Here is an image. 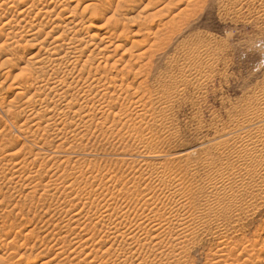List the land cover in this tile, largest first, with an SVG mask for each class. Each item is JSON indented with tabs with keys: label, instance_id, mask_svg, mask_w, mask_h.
I'll return each mask as SVG.
<instances>
[{
	"label": "rangeland",
	"instance_id": "374dc122",
	"mask_svg": "<svg viewBox=\"0 0 264 264\" xmlns=\"http://www.w3.org/2000/svg\"><path fill=\"white\" fill-rule=\"evenodd\" d=\"M18 1L0 0V29L8 21L13 26L0 36V46L15 34L12 49L20 55L14 61L5 55L10 52L0 51V264H100L111 253L124 259L135 254L141 264H264V132L244 133L217 147L222 134L264 117V0H194L191 6V0H139L138 6L132 0H112L110 12L90 11L76 30L84 42L75 45L88 44L75 53L79 65L102 49L98 29L127 22L128 33L121 49L116 52L113 46L91 61L93 76L87 83L101 78L104 91L88 89L83 82L87 73L78 78L76 70L67 78L65 85L80 88V97L89 95L90 104L81 107L84 118L77 109H65L66 102L54 104V95H41L28 108L19 107L23 102L9 106L14 87L29 78V58L45 54L62 33L71 36L63 26L79 0L42 2L55 11L45 18L50 26L42 14L21 22L14 8L8 10ZM81 2L78 14L87 5ZM61 11L65 13L59 15ZM37 21L48 27L36 38L20 40ZM54 22L61 28L48 35ZM134 43L140 45L131 49ZM42 67L37 72L62 75L69 69L67 63L53 61ZM100 92H109L112 100H97ZM31 112L39 115L20 128ZM19 114L20 121L15 118ZM139 176L145 180L137 185ZM177 192L180 204L168 205L166 198ZM150 194L159 205L142 208L140 200ZM161 200L167 206L160 207ZM109 201L128 210L113 207L119 220L113 216L96 227L93 223ZM144 216L155 219L153 226ZM114 226L126 239L136 235L148 246H133L138 251L127 254L121 239L113 238Z\"/></svg>",
	"mask_w": 264,
	"mask_h": 264
},
{
	"label": "bare ground",
	"instance_id": "6f19581e",
	"mask_svg": "<svg viewBox=\"0 0 264 264\" xmlns=\"http://www.w3.org/2000/svg\"><path fill=\"white\" fill-rule=\"evenodd\" d=\"M55 1V0H54ZM60 2L62 1V0H59ZM82 1V0H81ZM80 0L78 1V3L74 6V7H72L73 9V11H72V13L71 14H73V15H75V17L74 16H72L71 14H70V16L73 18H71V21H68L67 19V21H68V24L67 23H65V24H67L66 26H63V25H65V24H63L62 26L63 27H65L68 31H69V33L71 34V36H67L65 33H62L61 35H59L58 36V38H56L55 39V41L53 42V44H52V46L46 51V53L44 54L43 53V55H41V54H35V55H33L32 57H30L29 58V60H28V68L30 69V74H29V78L27 79L26 77V79L27 80H21V82H19V84H17L15 87H14V89L17 91V93H16V96L12 99V101H13V103H12V101H11V104L9 105V106H11L13 109L16 107V105H18L17 103H20V102H23V104L21 105V106H19V107H22V106H27V108L29 107V106H33V103L34 104H36V100H38V98L39 97H41V95L43 96H45L46 98H48L50 95L52 96V95H54V98L56 99V100H54V104H64L65 102V104H67L64 108L65 109H67L68 108V110H72V109H77L78 111H77V114L79 115V118L80 117H82V118H84L83 117V115L81 114L82 112H83V110H84V108H81V107H88L87 105L88 104H90V102H89V95H86V94H84L83 96H79V94H80V88H77V90H75L76 89V87L75 88H73V87H71L70 85H65L66 84V82H67V78L69 77V76H71V77H74V74H75V71L76 70H78V78L81 76V77H83V75L85 74V73H87V77L85 78V79H83V82H84V84L85 85H87L88 86V89L91 91L93 88H98V89H100L101 87H100V83H101V81H102V79L101 78H99L98 80H96V81H94V80H92V82H90V83H87L89 80H88V78H90V76L92 75L93 76V74H92V71H93V69H91L92 68V65H90L91 64V61L93 60L94 61V57L95 56H101V54L103 53V51L105 52V50H109V48H111V47H115L116 48V52H117V50L118 49H121L122 48V44H124V41H123V37L128 33V29H127V27H128V25L126 24L127 22H124L122 25H120L118 22H116L114 25H112V26H110V28H106V29H98L100 32L102 31V35H101V39H100V43H99V45L98 46H101L102 45V49H100V51L98 52V53H95L94 51H92L88 56H87V60L84 62V63H82L81 65H79L80 64V62L78 61V57H76L75 56V53L76 52H80V51H85L87 48H88V44L87 45H85V46H83L82 47V45H75V43H78V40L80 41V43H83L84 42V38H81V37H78V36H76L77 34H78V31H76V30H78L79 28H82L83 26H84V22H85V16H87V14L90 12V11H97L98 12V14L97 15H100V14H105V13H108V12H110V10H112L111 8H112V6H111V1L112 0H84L85 2H86V7H85V9L83 8V11L81 12V14H78L77 13V10H79V6H80V4L82 3ZM192 1L194 2V0H191L190 2H188L187 3V5H189V6H191L193 3H192ZM19 2V1H18ZM25 2H26V4H25ZM42 2H45V0H31V1H28V0H22V1H20L17 5H16V3H15V5H13V3H12V5H9V7H8V10H11L12 8H14V11L15 12H18V15H19V17L20 18H22V19H20L21 20V22H28V21H31V20H33V18H37L36 20H38V18H39V15L40 14H42V15H45V17L43 18V19H45V18H49L50 17V15L51 14H53L54 12H53V10H51L52 8H50V7H43V5H42ZM47 2V1H46ZM64 2V1H63ZM84 2V3H85ZM131 2H135V5L136 6H138L137 4H139V0H132ZM127 3V2H126ZM125 3V4H126ZM192 3V4H191ZM4 4V3H3ZM21 4H25L24 5V7L22 8V9H20V10H16L17 9V7L19 6V5H21ZM151 4V3H150ZM191 4V5H190ZM7 4H6V6H8ZM135 5H134V7H135ZM40 6H42V7H40ZM128 6H130V5H128ZM132 6V5H131ZM153 6V5H152ZM188 6V7H189ZM61 8H62V6H60ZM59 7V8H60ZM68 7V6H67ZM54 8H57V7H55L54 6ZM53 8V9H54ZM65 7H63V10L65 11V9H64ZM68 9H69V7H68ZM55 10V9H54ZM57 10V9H56ZM61 10V9H60ZM59 11V10H58ZM64 11H61L60 13H59V15H62L63 13H65ZM183 11L185 12L186 10L185 9H183ZM36 12V13H35ZM63 12V13H62ZM96 12V13H97ZM181 12V11H180ZM94 13V12H93ZM118 12L116 11L115 12V16H117V15H119V13L117 14ZM182 13V12H181ZM58 14V13H57ZM56 14V15H57ZM17 15V16H18ZM31 15H34L35 17H32ZM177 15H180V13H178ZM69 16V17H70ZM78 16V17H77ZM176 16V15H175ZM31 18L32 17V19L31 20H29L28 18ZM57 17H58V15H57ZM97 17V16H96ZM59 18V17H58ZM58 18H56V19H58ZM75 18V19H74ZM28 19V20H27ZM55 19V20H56ZM50 21H51V23L53 22V20L50 18L49 19ZM49 20H47V21H49ZM116 21H117V19H116ZM119 21V20H118ZM121 21V20H120ZM31 22H33V21H31ZM36 22V21H35ZM44 22H46V19H45V21ZM30 23V22H29ZM28 23V24H29ZM37 23H38V21H37ZM43 22H41L40 21V23H38V25H32L31 23L29 24L30 26V30H28V31H26L25 32V35H23V36H20V40H22L25 36H27V37H30V38H36V37H38L39 36V34H41L40 33V31L42 32L43 31V29H45L46 27L45 26H47L46 24H48L49 25V22H46V24H42ZM108 23V22H107ZM106 23V24H107ZM127 25V26H126ZM50 26V25H49ZM6 27H10L11 29H13V26H12V21H8V22H6L5 23V25L4 26H2V28L0 29V36L3 34V32L5 31V29H6ZM48 27V26H47ZM58 28H61L60 27V25H59V22H58V24H55V22H54V24H52L51 25V31H49L47 34L49 35L50 33H52V32H54L56 29H58ZM7 30V29H6ZM140 30V29H139ZM138 30V31H139ZM141 31H143V30H141ZM77 32V33H76ZM140 32V31H139ZM139 32H137V34H139L140 35V33ZM144 32V31H143ZM10 34H11V32H9ZM72 33H76V34H74V35H72ZM142 33V32H141ZM145 33V32H144ZM15 35V34H14ZM13 35V39H5V41H3L2 42V44H1V46H0V51L2 50V52H3V50L4 51H7V52H10V53H5V55H7L8 54V56H10V57H14L13 59H14V61L16 60V59H19V56L20 55H18L17 54V52H16V50L14 49H12L13 48V42L15 41L14 39H16V36H14ZM151 35V34H150ZM158 35V34H157ZM145 36V35H144ZM145 37H147L148 38V34H146V36ZM92 38H94V39H96L97 38V36H93ZM147 38L145 39V41L147 42ZM157 40H158V38H157ZM156 40V41H157ZM164 40V39H163ZM11 41H12V43H11ZM160 42V41H159ZM9 43H11V44H9ZM140 43H143V42H140ZM14 44H16V43H14ZM137 44H139V43H134V45L131 47V49H136V48H138L136 45ZM152 44H155V43H152ZM140 45V44H139ZM138 45V46H139ZM142 45H145V43H143V44H141L140 46L142 47ZM148 45V44H147ZM12 46V47H11ZM64 46H66V48H64ZM139 46V47H140ZM148 46H152L151 44H149ZM161 46V45H160ZM159 46V47H160ZM140 47V48H141ZM82 48V49H81ZM147 48V47H146ZM149 48V47H148ZM148 48L146 49V51L148 50ZM150 50H153L152 48H149V51H147V52H152V51H150ZM156 50V49H155ZM128 52H130L131 50H127ZM146 51H144L145 53H146ZM1 52V53H2ZM154 52V51H153ZM152 52V53H153ZM143 53V52H142ZM150 54V53H149ZM73 55L75 56V57H73ZM148 55V54H147ZM151 55V54H150ZM141 55H139V57H140ZM142 56H144V53L142 54ZM17 57V58H16ZM105 57V56H104ZM110 57V56H109ZM109 57H107V58H109ZM9 58V57H8ZM6 59V61L7 60H11V58L10 59ZM12 59V60H13ZM122 59V58H121ZM139 59H142V58H139ZM52 61L53 62H58L59 64H65V63H67L68 64V67H69V69L66 71V72H62V75L60 74V72L59 71H54V72H50V73H41L42 72V65H44V64H48V63H52ZM107 61V60H106ZM35 64H37L38 66L35 68L34 66H35ZM93 65H94V63H93ZM99 65V64H98ZM91 68H90V67ZM98 68H100V65L99 66H97ZM104 67H109V65H105ZM89 68V69H88ZM114 69V68H113ZM37 70H40L41 72H37ZM97 71H98V69H97ZM21 74V73H20ZM95 74V73H94ZM118 74H119V72L117 73V75L114 77L115 79H117V76H118ZM46 75H48V77H46ZM80 75V76H79ZM120 75H121V73H120ZM26 76V75H25ZM95 76V75H94ZM80 77V78H81ZM94 78H96V77H94ZM92 78H90V80H91ZM112 79V78H111ZM74 80V79H73ZM107 80H108V78H107ZM78 81H81V80H78ZM113 82H114V80H113ZM96 83V84H95ZM106 83V82H105ZM109 85L111 86V84L109 83ZM114 85H115V83H114ZM64 87V89L66 88V90H64V89H62V87ZM104 86V85H103ZM120 86H122V85H119V87ZM60 87H61V89L62 90H64V91H62L61 89H60ZM129 87V86H128ZM127 88V87H126ZM117 89V84H116V86H115V90ZM100 90H103L104 91V89H100ZM125 91V90H124ZM117 92V91H116ZM116 92H114L115 94H116ZM126 92H128V91H125V92H123L124 94L126 93ZM100 93H102V95H101V97H100V99H97V98H93L94 100H99V101H104L105 102V100L107 99V100H109V99H111V98H109V96H108V94H109V92H107V93H103V92H100ZM121 93V92H120ZM78 95V96H77ZM121 95V94H120ZM118 96V95H117ZM122 96V95H121ZM121 96H118V97H121ZM78 97H80V98H78ZM46 98H43V99H46ZM109 98V99H108ZM141 98V97H140ZM140 98H138V99H140ZM40 99V98H39ZM48 99H46V101H47ZM52 100H53V97H52ZM112 100V99H111ZM98 101V103H100ZM110 101V100H109ZM140 101V100H139ZM40 102V101H39ZM42 102V101H41ZM92 103V102H91ZM257 103V102H256ZM103 104V103H102ZM141 104V103H140ZM101 105V104H100ZM99 105V106H100ZM5 106V105H4ZM60 106H62V105H60ZM18 107V106H17ZM18 107V108H19ZM55 107H57V105L55 106ZM101 107V106H100ZM62 109V108H61ZM52 110H54V109H52ZM51 110V111H52ZM64 112H65V110H63ZM73 111V110H72ZM76 111V110H75ZM138 111V110H137ZM12 112V111H11ZM40 112V111H39ZM53 112V111H52ZM58 112H62V111H58ZM53 113H55V112H53ZM53 113H51V114H53ZM63 113V112H62ZM76 113V112H75ZM75 113H74V115H75ZM76 114V116H78ZM253 114V113H252ZM37 115H39L38 114V112H31V114H28L25 118L26 119H24L25 121L20 125V128H23V127H25L26 125H27V122H31V121H34L35 120V118H36V116ZM55 114H53L52 116H54ZM45 116V115H44ZM52 116H48L49 118H48V121L50 122L51 121V117ZM89 116H91V115H89V113L87 114V117H89ZM140 116V115H139ZM255 116V115H254ZM15 118H17V120L18 121H20L21 120V116H20V114L19 115H15ZM41 118V117H40ZM39 118V119H40ZM45 118V117H44ZM23 119V118H22ZM47 119V118H46ZM38 120V119H37ZM43 120V119H42ZM86 120V119H85ZM89 120V119H88ZM92 120V119H91ZM93 120H94V118H93ZM99 121H100V119H99ZM100 122H102V121H100ZM87 123V122H86ZM90 123V122H89ZM104 124V123H103ZM32 125H35V126H37V121H36V123H33ZM48 125H49V123H48ZM47 125V126H48ZM83 127V126H82ZM48 128V127H47ZM82 130V129H81ZM253 131H256V132H260V133H263L264 132V117H260V118H256V119H252V120H245V122H243V123H241V124H239V125H237L236 127H235V129L234 130H231L230 132L228 131V133H224V135L222 134V136L220 137V139L222 138V140H220L219 141V143H218V146L217 147H219V146H222V145H226L229 141H231V140H236V139H241V138H243V137H241V134H244V133H251V132H253ZM75 132V131H74ZM260 133H258V135L259 136H261L260 135ZM61 136V135H60ZM254 136V135H253ZM262 136H264V134H262ZM59 138V137H58ZM251 138V137H250ZM256 138V137H255ZM261 139V138H260ZM259 139V140H260ZM243 140V139H242ZM262 140V139H261ZM247 141V140H246ZM252 141V140H251ZM254 141H256L255 139H254ZM258 141V140H257ZM238 142V141H237ZM240 143H241V141H239ZM260 142V141H259ZM263 142V141H262ZM239 143V144H240ZM249 143V142H248ZM258 142H256L255 144H256V146L258 145L257 144ZM250 145H252L251 143H249ZM263 144V143H262ZM241 145V144H240ZM256 146H254V147H256ZM263 146V145H262ZM245 147H247V146H245ZM256 148H258V147H256ZM263 148H264V146H263ZM14 150V149H13ZM258 150V149H257ZM264 150V149H263ZM15 152V151H14ZM264 152V151H263ZM12 154H13V152L12 153H9V154H7V156H12ZM14 157V156H13ZM17 157H19V156H17ZM16 157V158H17ZM264 157V156H263ZM19 162V161H18ZM23 162H24V160H23ZM24 164V163H23ZM231 166V165H230ZM163 167H165V166H161L160 168H161V171L162 172H164V170L162 169ZM160 168L157 170V171H160ZM166 168V167H165ZM160 171V172H161ZM149 177H153V174L151 173L150 175H149ZM27 178V177H26ZM147 179H150V178H147ZM114 180V179H113ZM141 180H145L143 177H141V176H139V177H137V181H135V183L138 185L139 184V182L141 181ZM166 180V179H165ZM106 181V180H105ZM110 181H112V179L110 180ZM162 181V180H161ZM167 181V180H166ZM170 181V180H169ZM212 181V180H211ZM18 182H20V181H18ZM48 182V181H47ZM47 182H46V184H47ZM115 182V181H114ZM113 182V183H114ZM160 182V181H159ZM7 183V182H6ZM5 183V184H6ZM134 183V184H135ZM163 182H161V184H162ZM172 183V182H171ZM214 183V182H213ZM135 184V185H136ZM160 184V183H159ZM160 184V185H161ZM165 183H163V186H167L166 184L164 185ZM23 185V184H22ZM134 185V186H135ZM45 186V185H44ZM127 186V185H126ZM140 186V185H139ZM138 186V187H139ZM133 187V186H132ZM159 187V186H158ZM216 184H214V185H212L211 186V188H213V189H216ZM219 187V186H218ZM12 188V187H11ZM47 188V187H46ZM172 188V187H171ZM110 189V188H109ZM124 189H126V188H124ZM129 189V188H128ZM133 189H136V191H137V186H135ZM150 189V188H149ZM163 189V188H162ZM167 189H168V187H167ZM45 190V189H44ZM49 190V189H48ZM103 190V189H102ZM95 191V190H94ZM104 191V190H103ZM129 191H134V190H128V192ZM148 191V190H147ZM151 191V190H150ZM153 191H155L154 189H153ZM157 192V191H156ZM180 192V191H179ZM179 192H177V193H175V194H171V196H169V197H167L166 198V202L168 203V205L169 204H171V205H173L172 203H174L175 204V201L176 200H179V199H176L175 200V198L176 197H178L179 196ZM95 193V192H94ZM139 192H135V196H138V198H139V196L141 195V194H138ZM159 193V192H158ZM164 193V192H163ZM172 193H174V192H172ZM92 194V193H91ZM104 194V193H103ZM149 194V193H148ZM153 194V193H152ZM160 194V193H159ZM132 195H134V192L132 193ZM181 195V194H180ZM95 196H98V195H95ZM150 196H151V194H150ZM167 196V195H166ZM184 196V195H183ZM163 197V196H162ZM165 197V196H164ZM181 197V196H180ZM105 198V197H104ZM148 198V197H147ZM145 198V199H142V200H140V203H142V208H144L145 207V209H152L153 207L152 206H154L155 204H158L159 205V199H158V197H154V196H151L150 198ZM159 200H157V199ZM179 198V197H178ZM184 198V197H183ZM112 199V198H111ZM128 200V199H127ZM139 200V199H138ZM163 200H165V199H163ZM163 200H161L162 202H160V207H164L167 203L165 202V201H163ZM112 201H114V200H112ZM94 202V201H93ZM121 202V201H120ZM137 202V201H136ZM158 202V203H157ZM179 202V204H180V200L178 201ZM177 202V203H178ZM130 203V202H129ZM182 203V202H181ZM115 202H111V201H109V202H107L106 203V205H105V207H104V213L102 212V214L99 216V218L102 220H100L99 219V221H97V223L95 222V223H93V224H95V226L97 227L101 222L102 223H105V222H107V219L109 218V220H110V218L111 217H113V216H115V218H117L116 216H117V213H114V212H111V211H114V206H115ZM125 205H127L126 203H125ZM157 205V206H158ZM178 205V204H177ZM117 206V205H116ZM121 206V205H120ZM128 206V205H127ZM167 206V205H166ZM180 206V205H179ZM114 207V208H113ZM119 207V206H118ZM122 207V209H123V206H121ZM121 207H119L120 209H121ZM152 207V208H151ZM155 207V206H154ZM172 208L174 207V206H171ZM119 208H115V209H118L119 210ZM141 209V208H140ZM174 209V208H173ZM123 210H128V208L127 207H125ZM138 210V209H137ZM155 210V209H154ZM158 210H160L159 209V207H158V209H156V211H155V213L158 211ZM161 210H162V208H161ZM121 211V210H120ZM117 212V211H116ZM101 213V212H100ZM121 213H122V211H121ZM120 213V214H121ZM130 213V212H129ZM136 216L138 215V214H136V212H133ZM132 213V214H133ZM140 213V212H139ZM163 213V212H162ZM99 214V213H98ZM127 214V213H126ZM157 215H158V213H156ZM139 215H141V214H139ZM138 215V217H140ZM177 215V214H176ZM74 216V215H73ZM121 217H119V218H121V220L125 217V214H124V212H123V214L122 215H120ZM143 216V215H142ZM167 216V215H166ZM145 218H143V220H144V222H147V223H149L148 224V227H150L149 225L150 224H152V226H153V223H154V221L153 220H155V219H153V218H151V217H146V216H144ZM175 217V216H174ZM178 217V216H177ZM155 218V217H154ZM160 218V217H159ZM118 219V218H117ZM117 219L115 220V221H117ZM157 219H158V216H157ZM176 219V218H175ZM98 220V219H97ZM108 220V221H109ZM119 220V219H118ZM140 221H141V219H140ZM110 222V221H109ZM108 222V223H109ZM156 222V221H155ZM162 222V221H161ZM180 222V221H179ZM127 223V222H126ZM157 223V222H156ZM159 223V222H158ZM156 224V225H159V224ZM163 224V223H162ZM178 224H180V223H178ZM102 225V224H101ZM106 225V224H105ZM114 225V224H113ZM124 225V224H123ZM161 225V224H160ZM175 225V224H174ZM185 225V224H184ZM69 226V225H68ZM139 226V225H138ZM143 226V225H142ZM151 226V227H152ZM181 226V225H180ZM179 226V227H180ZM154 227H156V226H154ZM174 227V226H173ZM178 227V228H179ZM181 227H183V226H181ZM120 228V227H119ZM110 229V228H109ZM113 231H114V233H112V235H113V238L114 239H121V242H122V246L126 249V247H128L127 248V250H124V251H128V253L127 254H129V255H131L130 254V252H132V254H134L136 251H138V250H134V251H132L133 250V246H139V249L140 248H146L147 246L145 245V244H141V241H142V239L140 240L139 239V237H137L136 238V235L134 236V237H128L127 235V239L125 238V237H123V235L124 234H122L121 233V231L118 229V227L117 226H114L113 227ZM142 229H145V228H142ZM151 229H154L155 230V228H151ZM150 229V230H151ZM169 229H170V227H169ZM177 229V228H176ZM149 230V229H148ZM149 230V231H150ZM63 231V230H62ZM103 231V230H102ZM108 231V230H107ZM145 231V230H144ZM158 231V230H157ZM170 231V230H169ZM111 232V231H110ZM151 232V231H150ZM170 232H172V231H170ZM153 233V232H152ZM159 233V232H158ZM172 233H174V232H172ZM172 233H170V234H172ZM111 234V233H110ZM182 234V233H181ZM151 237H152V235H151ZM151 237H149V238H151ZM155 237V236H154ZM174 237H175V235H174ZM111 238V237H110ZM144 238V237H143ZM147 240H148V238H146ZM156 239V237L155 238H153V240H155ZM115 240V242H117ZM152 240V239H151ZM107 242H109V241H107ZM161 242V241H160ZM103 243V242H102ZM110 243V242H109ZM145 243H146V241H145ZM108 244V243H107ZM106 244V245H107ZM121 244V243H120ZM147 244H149V243H147ZM114 245V244H113ZM101 246H103V244L101 245ZM110 246H111V244H110ZM118 246V245H117ZM105 247H107V246H105ZM136 247V248H137ZM101 248V247H100ZM108 248V247H107ZM151 248V247H150ZM94 249H96V248H93V250L92 251H94ZM102 249V248H101ZM105 249V248H104ZM103 249V250H104ZM120 249V248H119ZM95 251H97V250H95ZM130 251V252H129ZM153 251V250H152ZM97 252H99V251H97ZM97 252H95V254H97ZM104 253H107V252H105V251H103ZM108 252H110V251H108ZM112 252H113V250H112ZM118 252V251H117ZM102 253V252H101ZM103 253V254H104ZM124 253H126V252H124ZM108 254H110V253H108ZM107 254V255H108ZM98 255V254H97ZM128 255V256H129ZM92 256V255H91ZM103 256H105V255H103ZM124 256V255H123ZM135 254L134 255H132V256H130V257H127V258H122V255H119V253H114V254H110V256L108 255V259H104V260H102V262L100 263V264H132V263H130L131 262V260L132 259H134L132 262H133V264L135 263V260H138L139 259V257H137L138 259H135ZM75 257V256H74ZM110 257V258H109ZM97 258V257H96ZM100 258V257H99ZM104 258V257H103ZM122 258V259H121ZM93 259V258H92ZM79 260V259H78ZM140 260L141 259H139L138 261H136L137 262V264H141V262H140ZM151 260V259H150ZM93 261H94V259H93ZM92 261V262H93ZM101 261V260H100ZM99 261V262H100ZM142 261V260H141ZM92 262H90V263H92ZM143 262H144V260H143ZM95 263V262H94ZM218 263V262H217ZM31 264H33V263H31ZM99 264V263H98ZM234 264V263H233Z\"/></svg>",
	"mask_w": 264,
	"mask_h": 264
}]
</instances>
